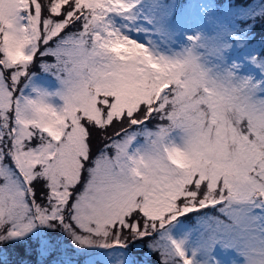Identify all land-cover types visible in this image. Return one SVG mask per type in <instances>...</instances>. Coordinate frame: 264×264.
I'll return each instance as SVG.
<instances>
[{
	"label": "snow or ice",
	"instance_id": "1",
	"mask_svg": "<svg viewBox=\"0 0 264 264\" xmlns=\"http://www.w3.org/2000/svg\"><path fill=\"white\" fill-rule=\"evenodd\" d=\"M0 264H264V0H0Z\"/></svg>",
	"mask_w": 264,
	"mask_h": 264
},
{
	"label": "rangeland",
	"instance_id": "2",
	"mask_svg": "<svg viewBox=\"0 0 264 264\" xmlns=\"http://www.w3.org/2000/svg\"><path fill=\"white\" fill-rule=\"evenodd\" d=\"M100 259H102V255L100 256Z\"/></svg>",
	"mask_w": 264,
	"mask_h": 264
}]
</instances>
